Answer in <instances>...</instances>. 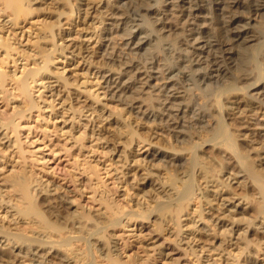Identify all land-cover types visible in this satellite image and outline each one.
Instances as JSON below:
<instances>
[{
  "label": "bare ground",
  "instance_id": "6f19581e",
  "mask_svg": "<svg viewBox=\"0 0 264 264\" xmlns=\"http://www.w3.org/2000/svg\"><path fill=\"white\" fill-rule=\"evenodd\" d=\"M71 23L93 31L87 40L97 38L99 62L78 44L88 33L62 29ZM24 24L32 30L20 46L23 34L16 39L15 31ZM76 50L86 71L81 82L55 64L67 55L73 60ZM92 67L102 98L124 109L101 104L86 79ZM69 97L80 104L66 107ZM0 108V256H8L6 264H156L154 247L138 256L116 234L143 223L157 240L177 246L184 239L194 243L197 234L226 245L206 249L218 251L217 260L184 249L196 264H240L241 256L255 259L263 249L264 242L247 234L264 235V0H0ZM47 109L39 126L44 137L58 132L48 128L53 118L70 119L69 135L81 125L70 137L77 145L69 171L75 191L27 162L19 128L31 130L33 112L42 116ZM124 110L155 122L169 140L153 148L141 125L125 121ZM110 120L112 130L99 129L97 123ZM86 142L94 145L84 152ZM141 149H152L147 167L136 159ZM95 152L99 161L90 160ZM107 154L119 161L101 162ZM113 164L124 169L109 187L101 176L109 177ZM143 185L150 187L145 204L134 203L132 194ZM243 213L248 217L239 228L232 215ZM49 251L62 256L53 261Z\"/></svg>",
  "mask_w": 264,
  "mask_h": 264
},
{
  "label": "rangeland",
  "instance_id": "374dc122",
  "mask_svg": "<svg viewBox=\"0 0 264 264\" xmlns=\"http://www.w3.org/2000/svg\"><path fill=\"white\" fill-rule=\"evenodd\" d=\"M32 28L34 29V26ZM62 29L66 31L71 30L74 32L78 31L79 32L78 34H81V35L83 33L85 34L88 33L87 37L79 38L78 44L83 45V47H86L85 48L86 51L85 50L83 51L84 52L83 55H86V54H88V56L91 55V58H89L88 60L94 59V61H98V62L100 61V58L98 57V54L96 53L97 48H98V43H96L97 38L92 36L90 39L87 40V38L93 34L92 33L93 31H91L90 27L84 26V25H77L76 23H71L69 25H64ZM31 30L32 29L30 28L29 24H24L21 30L15 31L17 32L16 39H18L19 36L23 34V36L19 39L20 46L25 44V37H28V34L31 33ZM84 40H87V41H84ZM81 53L82 51L78 53V51L76 50L73 60L70 59V57H72L71 55H67V59H61V60L59 59L58 61L55 62L59 70H64V74L66 76L70 77V79L77 78L78 81L80 82L83 80L82 76L86 72L82 66L83 65L82 62L84 61L82 60L83 58L81 56ZM101 61L103 62V60ZM89 70L90 72L88 71V73L90 74L86 73V79L88 80V85L91 86L92 89L98 92V94L100 95L101 104L107 103V106L109 107L114 106L117 110L124 109L122 105L114 103L112 101L104 100L102 98L103 90L100 88V85L96 84L97 81L94 78L96 71L93 67L90 68ZM54 71H55V67L53 66L51 67V74H53ZM46 74H49V72H46ZM52 76H54V74ZM39 91L41 92L43 91V93H45V95L49 97L50 93L46 92V90L40 89ZM73 98L74 97H69L68 99H66L65 104L68 105L66 107H69L71 105H73L74 107H77L80 104L78 103L77 99L72 100ZM58 109H59V106L56 107V110ZM1 110L2 109L0 108V112ZM48 111H49L48 109L47 111L45 110L42 116H37V113L33 112V114L31 115L32 117L30 116V119H29L31 126H34L31 130L27 129L28 128L27 125H24V124L22 125V127L19 128L20 130L19 138L23 142L22 145L24 146V149L28 150V152H25V155L28 157L27 162L29 165H32L34 169L38 172L40 171L48 172L47 176L50 178V180H53L54 182H56L58 186H62L69 191H75V189L73 188L74 183L70 181L69 171H72L73 166H74L73 164L74 160L71 158L72 156H70V154L74 152L77 145H72L74 142V139L73 138L70 139V137H72L71 135H74L75 137L79 135V132L82 131L81 125L79 123L75 131H72L71 135H69L68 131L70 130V127L72 124L70 122V119L69 120L67 119V121L63 124L61 122L62 121L61 117L53 118L51 122L47 123L48 128H50L51 130L53 129L52 128L53 126H56L58 132L57 134H55V132H49V133L47 132L46 133L47 137H44V133L42 130H40L39 126L43 124V120L46 118ZM123 117L125 121L130 124V126L135 127L137 129L141 125L140 128H143L144 130H146V133L144 134L145 136L142 135V137L145 138V140H147L146 142L150 141L153 144L152 145L153 148L164 145L160 142L161 140H165V141L169 140L167 133L163 132V130H161L155 122L143 123L142 121L136 120L129 114L125 113V110H124ZM94 119L95 121H93V123L97 122L98 118L94 117ZM80 122L83 124L86 123L85 117H81ZM97 124L100 127L99 129H102L103 132L104 130L106 131L112 130V128L115 127V124L112 123L111 120L109 122L102 121L101 123H97ZM230 127L233 131H235L236 129L235 122H232L230 124ZM87 128H89V124ZM29 131L30 133H28ZM60 132H61V135L62 133H66L65 136L64 135L62 137L59 136ZM113 142L114 141H109L110 145L112 144L110 148L113 147V144H114ZM62 145L63 146L65 145L66 148H70V149L68 151H62V150L60 151V149H62ZM93 145L94 143H92L91 145V143L86 142L85 143L86 149H84V152H87L88 148H90ZM103 146L105 147V145ZM105 150H107V148H105ZM53 151L58 152V153L55 154ZM135 151L137 152L136 159H140L144 167L151 165L149 162H146V161H149L148 154L150 153V151H152V149L151 150L149 149L147 151L145 149H141L140 151H137V150ZM86 155L93 156L91 152L87 153ZM96 156H98V153L95 152L94 158L91 157L90 160L93 161L94 159L95 161H99V156L98 157ZM34 158H39V161L34 160ZM103 160H105L106 164H109V162L119 161L117 157H115L114 154H112L111 156L107 154L105 157H103V159L101 158L100 161L103 162ZM225 166L227 165L225 164ZM114 167H115V164L109 167V169L112 170L109 173L110 174L109 177L107 176V174L105 175V173H103L101 176L103 180H106V184L109 185V187H112V182L115 180L116 176L120 177L119 171L121 170L123 171L124 169L123 167L122 169L115 171ZM226 168H230V167H226ZM101 172H104V171L102 170ZM133 173L134 171L129 173L131 177H133ZM136 173L137 171L135 172V174ZM76 174L78 175V179H80L84 184H86V176L83 173H80L79 170H77ZM46 177L44 178V180L46 179ZM143 186H144L143 190L139 192L137 195H135L134 193L132 194V199L134 203H136L137 200H139L142 204H145V202L143 203V201H146V198L143 197V193H146V191L150 189V187L149 186L145 187V185ZM117 190L119 192V195H121L122 188L117 189ZM131 193L132 191H130V194ZM87 197H89V195H84V197L81 198V201L87 202L86 200ZM118 199L121 200L122 197L119 196ZM232 216L234 218L239 219V225H238L239 228L245 227V224L243 222H245L244 219L248 217L247 214H244V213L234 214ZM222 219H223V222H225L226 224L230 222V219L228 216H223ZM187 225H189V223H187ZM184 228L185 227H183V229ZM138 229L139 230L137 231L136 227H130L129 229L122 228V229H119L116 234L129 243L128 247H129L130 253H137L138 256H142L145 252H149L148 249H145V247L147 248L154 247L156 250L152 253V258L154 259V261H156V264H196V262L194 261L196 257L194 256L188 257L186 256V253L184 252V249L185 251H188L190 248L195 249L196 250L195 253H198L199 255L203 257H207L208 255H210L212 257V260H217L218 257L215 254V252H218V251L207 252L206 249L207 248L222 249L223 246L226 247L225 244L224 245L223 243L220 244V242L217 241L216 238L211 239L210 237L204 236L202 234H197L195 236V239L193 240L194 243L189 244L188 242H190L191 240L187 241L184 239L183 242H187V243L183 244L182 242V244H179L177 246L176 244H173V243L171 244V243L157 240L156 237L154 236V233L150 231V227L147 223H143V225L142 224L139 225ZM257 232L253 230H249L247 237L248 239H251L253 242H256L257 240H259L261 241L260 243L262 244L264 242V235L258 234ZM221 239L222 238L220 237L219 240ZM227 239H229V237L226 238V241ZM202 246L205 250L201 249ZM234 247L235 246H231L229 248V250H231L230 251L231 253H237V249ZM43 253H44V250H43ZM49 253H52V251H49ZM52 256H55V259L51 258V260L56 261L62 256V253L57 251V252L52 253ZM254 257L255 255L252 256L251 253L250 254L247 253L244 255L243 257L244 259H241L242 256L239 258V262L240 264H264V247L261 250V252L258 254V257L255 259ZM245 259H247V262L249 263L243 262V260ZM205 260L206 259L203 258L202 261H205ZM218 262L219 264H223V261L220 259ZM6 263H8V256H0V264H6Z\"/></svg>",
  "mask_w": 264,
  "mask_h": 264
}]
</instances>
